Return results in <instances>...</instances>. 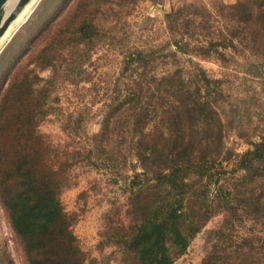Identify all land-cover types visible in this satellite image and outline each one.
Wrapping results in <instances>:
<instances>
[{"label":"trees","instance_id":"16d2710c","mask_svg":"<svg viewBox=\"0 0 264 264\" xmlns=\"http://www.w3.org/2000/svg\"><path fill=\"white\" fill-rule=\"evenodd\" d=\"M84 5L75 11L73 27L61 28L39 55L42 67H52L53 75L45 80L16 71L0 98V202L27 264H87L73 230L76 219L61 199L79 161L121 175L128 158L136 160L126 181L131 224L128 231H113L115 245L137 264H175L222 208L234 221L253 213L248 219L264 224V135L242 154L223 157L234 166L229 180L223 159L218 160L225 152L216 111L223 82L190 58V39L197 31L178 27V11L166 14L173 40L160 48H134L124 57L98 133L87 132L88 102L67 113L52 107V96L64 81H90L79 76L77 69L85 60L78 47L93 44L101 29ZM228 10L229 33L208 40L202 55L224 57L218 47H234L241 36L264 56V0H239ZM71 42L73 51L64 53ZM180 55H189L192 69L180 64ZM169 64L175 68L166 69ZM52 111L61 113L73 148L56 145L42 131ZM234 221L226 220L225 228ZM258 248L259 254H238L245 263L264 264V243ZM219 260L217 248L204 264Z\"/></svg>","mask_w":264,"mask_h":264},{"label":"rangeland","instance_id":"374dc122","mask_svg":"<svg viewBox=\"0 0 264 264\" xmlns=\"http://www.w3.org/2000/svg\"><path fill=\"white\" fill-rule=\"evenodd\" d=\"M237 1L30 0L0 39V98L16 71L45 80L53 75L52 67H42L39 55L61 28L73 27L75 11L79 5L86 4V15L89 18L93 16L101 29V36L93 44L85 42L78 47L85 60L77 69L79 76L90 78V81H82L78 85L64 81L53 94L51 104L67 113L88 102L91 109L88 110L87 132L90 135L98 133L106 112L103 113L102 108L114 94L115 80L124 57L134 48H160L173 40L166 14L175 10L180 14L178 27L190 26V30L197 31L190 39L193 49L190 58L212 78H220L223 82L216 111L223 123L225 152L218 160L230 154H242L251 147V142L264 135V56L256 51L253 43L245 45L241 36L234 40V47H218L224 57L215 52L209 57L202 55V47H209L208 40L218 41L220 34L229 33L228 8ZM30 9L32 11L26 17ZM10 11L12 9L7 2L6 14ZM192 18L195 23L186 22ZM73 45L75 42L68 43L64 53L73 51ZM180 58V64L186 69L193 68L189 55H180ZM159 66L160 71L164 69L163 64ZM165 68L175 67L169 64ZM94 98L98 99L93 104ZM59 113L52 111L46 116L41 129L56 145L63 147L66 144L73 148L72 139L62 129L63 117ZM224 160L221 163L228 170L226 176L230 180L234 166ZM133 162L136 160L128 158V169L121 175L104 166L89 165L86 161H79L71 171V186L62 192L61 199L66 210L76 219L73 230L87 264H137L134 256L121 253L115 245L117 234L114 233L128 231L131 224L127 215L126 181L133 174ZM222 209L202 227L187 252L175 264H204L217 248L220 257L217 264H248L238 252L259 254L258 245L264 243V224L248 219L247 216L255 215L253 213L241 214L238 217L242 220L234 221L231 213ZM226 220L234 221V225L225 228ZM0 264H27L23 246L1 202Z\"/></svg>","mask_w":264,"mask_h":264},{"label":"water","instance_id":"95a60500","mask_svg":"<svg viewBox=\"0 0 264 264\" xmlns=\"http://www.w3.org/2000/svg\"><path fill=\"white\" fill-rule=\"evenodd\" d=\"M30 0H19L14 10L9 14V16L3 20L4 15V7L8 0H0V38L10 26L12 21L15 20L17 14L22 10V8L29 2Z\"/></svg>","mask_w":264,"mask_h":264},{"label":"bare ground","instance_id":"6f19581e","mask_svg":"<svg viewBox=\"0 0 264 264\" xmlns=\"http://www.w3.org/2000/svg\"><path fill=\"white\" fill-rule=\"evenodd\" d=\"M18 1L19 0H8V2L10 3V9H12V11L14 10V8L16 7V5H17V3H18ZM24 8V7H23ZM22 8V9H23ZM12 11H10L8 14H6V5H5V7H4V15H3V20H5L8 16H9V14L12 12ZM31 11H32V9H30V10H28V12H27V15H26V17L31 13ZM20 26V25H19ZM5 33V32H4ZM4 35V34H3ZM2 35V36H3ZM2 36H1V38H2ZM0 38V39H1Z\"/></svg>","mask_w":264,"mask_h":264}]
</instances>
